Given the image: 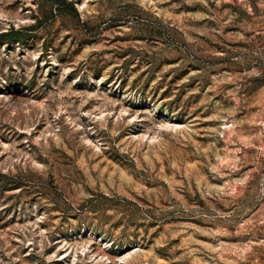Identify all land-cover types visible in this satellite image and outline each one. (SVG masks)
Here are the masks:
<instances>
[{"label":"rangeland","instance_id":"rangeland-1","mask_svg":"<svg viewBox=\"0 0 264 264\" xmlns=\"http://www.w3.org/2000/svg\"><path fill=\"white\" fill-rule=\"evenodd\" d=\"M0 264H264V0H0Z\"/></svg>","mask_w":264,"mask_h":264}]
</instances>
